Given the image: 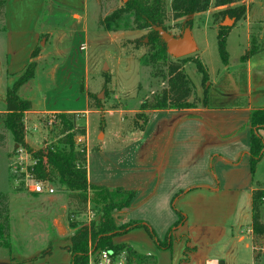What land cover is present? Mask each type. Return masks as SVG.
Here are the masks:
<instances>
[{
	"label": "rangeland",
	"instance_id": "1",
	"mask_svg": "<svg viewBox=\"0 0 264 264\" xmlns=\"http://www.w3.org/2000/svg\"><path fill=\"white\" fill-rule=\"evenodd\" d=\"M171 2L165 25L175 36L192 26L197 50L186 56L185 68L195 85L191 99L201 100V108L205 102L207 112L139 115L140 105L168 84L145 64L148 31L132 29V16L125 15L117 31L100 25L122 0H25L15 7L13 33L2 30L5 9L0 14V114L8 88L31 61L35 32L48 33L35 47V77L19 92L33 103L23 116L25 145L15 143L0 119V193L8 195L11 225V246L0 247V264H72L77 231L98 223L91 189L87 209L76 213L59 183H49L54 193L39 194L25 181L33 154L64 137L60 112H75L76 125L86 128V136L75 139L88 149L91 182L135 192L128 208L113 212L119 226L137 222L116 243L121 238L153 257L147 264H204L207 258L264 264V238L252 242L250 230L252 192L264 190V153L252 173L246 126L247 108L264 106V0L211 6L180 19L172 18ZM227 8L246 14L213 16ZM222 28L228 29L227 61L219 49ZM251 47L260 50L250 54ZM196 61L207 71L206 82ZM52 218L65 226L62 236Z\"/></svg>",
	"mask_w": 264,
	"mask_h": 264
},
{
	"label": "trees",
	"instance_id": "2",
	"mask_svg": "<svg viewBox=\"0 0 264 264\" xmlns=\"http://www.w3.org/2000/svg\"><path fill=\"white\" fill-rule=\"evenodd\" d=\"M240 1L242 0H172L170 11L173 19H180L189 14L207 11L211 6L218 8ZM5 6L6 0H0V14ZM233 11V8H227L214 13L213 16L216 18L221 14L228 13L241 18L246 14L245 10L240 15L234 14ZM125 15L132 16V29L148 31L149 50L145 64L151 66L153 77H159L168 84L160 93L154 94L140 105L139 115L142 113L145 116L144 112L147 110L197 108L201 100L191 99L195 85L185 68L187 58L171 60L167 45L156 30V28L167 30L165 25L167 19L166 0H129L122 7L102 18L100 25L107 30L117 31L120 29L119 21ZM227 33V28L220 29L218 33L219 49L225 61L228 58ZM259 50L260 48L251 47L250 54ZM250 54H246L244 59ZM38 55L39 50H35L32 57L36 58ZM196 62L199 69L204 72V81L206 82L208 80L207 71L201 61ZM36 67V61L29 62L20 76L8 88L5 99L6 110L0 114L1 121L11 131L17 145H25L23 116L32 108V102L22 98L19 92L25 83L35 77ZM59 114L63 118L60 134L64 137L59 140V145L48 148L45 153L41 150L32 153L34 160L27 169L43 182L59 183L64 190L68 191L69 204L75 207V210L72 211L76 213L87 209L90 198L88 190H92L93 202L95 206H99L98 223L95 222L91 227H82L77 231L72 248V264H88L90 249L93 252H99L102 249H112L116 252L125 250L129 264H147L153 257L138 253L126 243L114 241L116 236L124 234L128 228L137 224L135 221L119 226L115 223L113 216L115 210H124L131 205L135 192L121 187L110 189L89 183L87 149L77 145L75 139L77 135L86 136V128L76 125L75 112H60ZM249 121L251 124L249 155L251 170L252 173H255L264 153V140L259 134V129L264 128V108L252 111ZM147 122L146 117L145 123ZM251 208L253 239H262L264 238V190H253ZM10 229L8 195L0 193V246L6 248L11 246ZM151 232L154 233L152 228ZM90 237L92 238L91 246L88 241ZM255 259H258L257 255H255ZM11 264L18 263L12 261Z\"/></svg>",
	"mask_w": 264,
	"mask_h": 264
},
{
	"label": "crops",
	"instance_id": "3",
	"mask_svg": "<svg viewBox=\"0 0 264 264\" xmlns=\"http://www.w3.org/2000/svg\"><path fill=\"white\" fill-rule=\"evenodd\" d=\"M25 0H6V6H5V13H6V15H5V20H4V23H3V25H4V29H2V30H4V32L5 31H7V32H9V33H13L14 32V26H15V24H16V19H15V15H16V12H15V7L18 5V4H21V3H23ZM18 7V6H17ZM16 7V8H17ZM75 15H78V13H75L74 14V16ZM8 26H9V28H8ZM36 34H34V36H33V38L31 39L32 41H33V43H34V45L33 46H31V52H30V57H31V61H36L37 62V58H38V56L40 57V55H38L36 58H33L32 57V55H33V53H34V51L35 50H37V48L35 49V47H36V44H37V41L40 39V37L42 36V37H44L45 39L47 38L46 37V34H48L47 32H45L44 30H38L37 32H35ZM248 39H251L250 38V36L248 37ZM42 45H44V42H42ZM84 48V47H83ZM5 53H6V50H5ZM5 53H4V55H5ZM12 54H14V52H13V50H12ZM40 54V53H39ZM8 53L5 55V58L6 59H8ZM37 59V60H36ZM30 61V62H31ZM0 63H1V60H0ZM27 66V64L24 66V68H23V70L25 69V67ZM22 70V71H23ZM22 71H21V73H22ZM14 74V73H13ZM249 90H251V87L249 86ZM32 107H33V103H32ZM5 108V110H6V106L4 107ZM264 108V106H250L249 108H247V111L248 112H250V114H251V112L252 111H254V110H256V109H263ZM4 110V111H5ZM3 111V112H4ZM169 111H174L173 109H169ZM189 111H195V112H207V111H209V108L207 107V105L206 104H204V107L203 108H201V107H197V108H190V110ZM249 117H250V115L248 116V117H246V126H248L249 127V129H250V132H251V124H250V121H249ZM262 129H264V128H262ZM223 135H226V133L225 132H221ZM259 133H261V130L259 131ZM261 136H262V138H263V140H264V136H263V134L261 133ZM87 156H88V149H87ZM87 167H88V165H87ZM88 181H89V183H91V184H94V183H92L91 182V180H90V176H89V168H88ZM95 185H98V184H95ZM191 189H188L187 190V192H189ZM215 190V189H214ZM251 210H252V208H251ZM52 221L54 222V224H55V227H57V230H59V232H60V236H62V233H64V231H65V226L63 225V224H58L57 222V219H55V218H52ZM126 224V223H125ZM141 224H143V222L141 223ZM144 225H146V224H144ZM128 230V229H127ZM250 230H251V237H252V242H253V234H252V228H250ZM244 239V235H241L240 236V240H243ZM126 243V244H128L129 245V242H127V241H125V240H123V239H121V238H119L118 239V243ZM130 246V245H129ZM0 247H2V246H0ZM131 247V246H130ZM6 248V247H5ZM131 248H133V247H131ZM60 249V251L61 252H63V255H64V251L63 250H61V248H59ZM134 249V248H133ZM135 250V249H134ZM52 251V250H51ZM51 251H49L50 253H53V252H51ZM137 251V250H136ZM138 252V251H137ZM139 253V252H138ZM53 254H51V256H52ZM48 256H50L49 254H47L45 257H48ZM65 256V255H64ZM66 259H69L70 260V257H69V254L67 253V255L65 256V260ZM69 262L70 261H66L65 263H67V264H69ZM10 263H12V262H10ZM200 264H203L201 261H200ZM204 264H225V263H223V262H220L217 258H207L206 259V261H205V263Z\"/></svg>",
	"mask_w": 264,
	"mask_h": 264
},
{
	"label": "built area",
	"instance_id": "4",
	"mask_svg": "<svg viewBox=\"0 0 264 264\" xmlns=\"http://www.w3.org/2000/svg\"><path fill=\"white\" fill-rule=\"evenodd\" d=\"M25 181L28 187L35 193H54V188L51 187L49 183H45L36 178L28 170H26L25 173ZM88 264H129V259L125 250L122 252H116L112 249H102L99 252H93L92 249H90Z\"/></svg>",
	"mask_w": 264,
	"mask_h": 264
},
{
	"label": "water",
	"instance_id": "5",
	"mask_svg": "<svg viewBox=\"0 0 264 264\" xmlns=\"http://www.w3.org/2000/svg\"><path fill=\"white\" fill-rule=\"evenodd\" d=\"M123 3H127L129 0H122ZM233 20L226 18L224 23H231ZM161 38L167 45L168 52L174 58H183L196 52V44L192 35L191 26H187L181 36H175L168 30L163 28H156ZM102 98V94L98 96Z\"/></svg>",
	"mask_w": 264,
	"mask_h": 264
}]
</instances>
